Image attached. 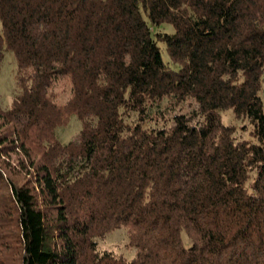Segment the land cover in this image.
<instances>
[{"label":"trees","instance_id":"16d2710c","mask_svg":"<svg viewBox=\"0 0 264 264\" xmlns=\"http://www.w3.org/2000/svg\"><path fill=\"white\" fill-rule=\"evenodd\" d=\"M7 50L0 264H264V0H0Z\"/></svg>","mask_w":264,"mask_h":264},{"label":"rangeland","instance_id":"374dc122","mask_svg":"<svg viewBox=\"0 0 264 264\" xmlns=\"http://www.w3.org/2000/svg\"><path fill=\"white\" fill-rule=\"evenodd\" d=\"M162 31L168 33L173 32L172 25L168 23H163L159 26ZM160 51L162 59L164 62H169V56L166 52L165 44L159 42ZM15 59L11 51H5L4 57L0 66V107L8 108L13 100L14 93L16 92V81H15ZM264 85V83H263ZM261 98L264 104V90L261 91ZM187 109V108H185ZM223 122L226 124H231L236 127V136L238 138H250L247 130L241 128L242 125L247 124L245 120H237L233 117L230 110H223L222 112ZM81 123L76 116H71L69 122L65 126H59L56 128L55 133L58 140L61 143L68 142L80 129ZM248 126V125H247ZM183 238L186 239L185 235ZM127 234L124 228H119L113 232L107 234L104 239H98V245L100 249L107 248L109 250H114L115 252L123 254L127 258L133 256V249H130L126 245Z\"/></svg>","mask_w":264,"mask_h":264}]
</instances>
